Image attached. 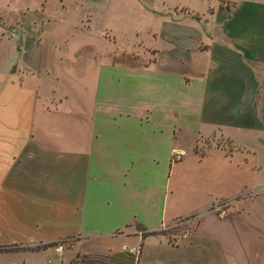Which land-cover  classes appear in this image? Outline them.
I'll list each match as a JSON object with an SVG mask.
<instances>
[{"label":"crops","instance_id":"obj_1","mask_svg":"<svg viewBox=\"0 0 264 264\" xmlns=\"http://www.w3.org/2000/svg\"><path fill=\"white\" fill-rule=\"evenodd\" d=\"M206 14L166 20L140 67L111 59L108 37L89 46L78 103L32 71L18 41L10 56L17 31L1 29L0 261L264 264V0H218ZM186 133L223 141L197 153L176 144ZM201 211L171 242L144 236ZM59 241L61 253L35 249Z\"/></svg>","mask_w":264,"mask_h":264},{"label":"rangeland","instance_id":"obj_2","mask_svg":"<svg viewBox=\"0 0 264 264\" xmlns=\"http://www.w3.org/2000/svg\"><path fill=\"white\" fill-rule=\"evenodd\" d=\"M217 3L218 0H0V31L3 29L9 33V29H15L17 35L8 48L10 56L17 61L19 48L15 42L18 41L28 63L33 61L32 71L41 74L44 82L47 79L48 87L53 84L60 91L68 90L65 96L70 95L71 100L73 97V101L78 103L88 97L82 95L85 77L78 66L83 63H76V58L95 55L93 48L104 50V36L111 40V44L114 41L116 44V53L108 52L111 59L116 56L114 61L122 59L124 65L140 67L151 61L153 50L148 47L155 41L157 45L162 43L166 20L176 18V13H180L192 18L201 17V22L205 23L209 20L206 14L208 7ZM46 73H49V78ZM222 141L189 133L176 136L179 147L191 148L197 153ZM250 141L253 143L254 139L251 137ZM257 143L254 144L257 148H263L264 144ZM176 152L182 154L181 150L173 154ZM224 208L225 203L220 202L212 210ZM202 216L201 211L195 218L176 219L171 225L162 227L158 234L171 242L196 229ZM68 257L74 258V255L67 253L63 258L65 262ZM78 262L74 259L72 264ZM0 264L22 263L0 261ZM28 264L43 262L34 258Z\"/></svg>","mask_w":264,"mask_h":264},{"label":"built area","instance_id":"obj_3","mask_svg":"<svg viewBox=\"0 0 264 264\" xmlns=\"http://www.w3.org/2000/svg\"><path fill=\"white\" fill-rule=\"evenodd\" d=\"M182 156H183V152H182V154L176 152V153L173 154V156H172V160H173V161H178V160H180V159L182 158ZM62 245H63V243L60 242V243L58 244V246L55 247V250H56L57 253H61V252H62V250H63V246H62ZM123 249H126V247L124 246ZM127 251H128L129 253H134V254H136V253L138 252V249H136V248H130V249H128Z\"/></svg>","mask_w":264,"mask_h":264},{"label":"trees","instance_id":"obj_4","mask_svg":"<svg viewBox=\"0 0 264 264\" xmlns=\"http://www.w3.org/2000/svg\"><path fill=\"white\" fill-rule=\"evenodd\" d=\"M156 234H158V231H151V232L145 233L144 236L156 235ZM60 242L63 243V241L53 242V243H49V244L39 245V246L35 247V249H45L48 247H56V246H58V244Z\"/></svg>","mask_w":264,"mask_h":264}]
</instances>
